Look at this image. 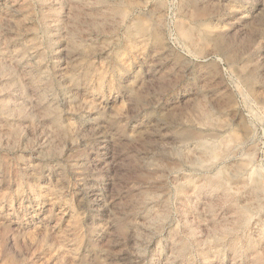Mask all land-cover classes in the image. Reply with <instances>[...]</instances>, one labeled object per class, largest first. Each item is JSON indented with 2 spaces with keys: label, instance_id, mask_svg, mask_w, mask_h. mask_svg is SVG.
<instances>
[{
  "label": "rangeland",
  "instance_id": "obj_1",
  "mask_svg": "<svg viewBox=\"0 0 264 264\" xmlns=\"http://www.w3.org/2000/svg\"><path fill=\"white\" fill-rule=\"evenodd\" d=\"M0 264H264V0H0Z\"/></svg>",
  "mask_w": 264,
  "mask_h": 264
}]
</instances>
